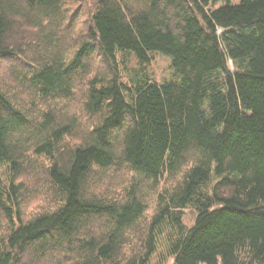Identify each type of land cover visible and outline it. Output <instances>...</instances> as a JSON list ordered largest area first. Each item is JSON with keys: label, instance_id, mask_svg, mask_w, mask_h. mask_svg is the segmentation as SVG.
Here are the masks:
<instances>
[{"label": "trees", "instance_id": "1", "mask_svg": "<svg viewBox=\"0 0 264 264\" xmlns=\"http://www.w3.org/2000/svg\"><path fill=\"white\" fill-rule=\"evenodd\" d=\"M2 61L0 264H264V0H0Z\"/></svg>", "mask_w": 264, "mask_h": 264}, {"label": "rangeland", "instance_id": "2", "mask_svg": "<svg viewBox=\"0 0 264 264\" xmlns=\"http://www.w3.org/2000/svg\"><path fill=\"white\" fill-rule=\"evenodd\" d=\"M87 17L89 18V13L86 10H84L82 13H80L79 16L76 17L75 22L76 25L72 26V24H69V20L67 17V24L64 28L65 32H71L76 41L78 40L77 38H81L83 33H85V27H86V19ZM70 23H73L71 21ZM153 60L151 64L148 66V72L150 74L151 79L155 81H163V80H168L173 77L174 72L171 68V59L170 57L161 54V53H155L153 54ZM89 62L91 64V67L88 68V71L85 74H88L86 76L92 77L95 74L98 73L99 70L103 69V64L102 61L97 58L96 56L92 57L89 59ZM0 64H2V68L4 69L9 67L10 63L2 61ZM230 67L233 68V64L230 62ZM118 71L121 73L122 76L127 77L126 75L138 68V64L136 59L132 55H125V56H120L118 58V64H117ZM78 91L76 90V93ZM112 173L107 174L105 177L106 181L103 186H107L108 188H112V192L117 194V193H122V190L124 186H126L129 183V178L130 174L128 172H121L120 174L117 175H112ZM171 178H164L160 183H159V189L157 193H154L151 188H144L145 192V198H146V204L148 207V210L146 212V219H150V217L153 215L156 209V204H157V195L158 193H162L164 191V188H167L171 185ZM104 187V188H105ZM41 207H45V201L41 200L39 196H33L30 198V200L27 202L25 206V211L26 215H31L32 213H35L38 211ZM196 217V211L188 207L184 209V217H183V223L186 226H191ZM1 232V230H0ZM170 262L171 260L167 257V252L165 251V245L162 240V242L159 243L158 248L156 253L153 255L150 264H160L162 262ZM45 264V263H44Z\"/></svg>", "mask_w": 264, "mask_h": 264}]
</instances>
